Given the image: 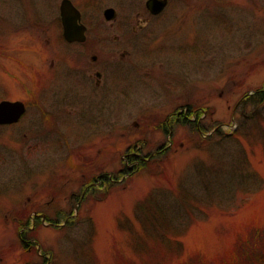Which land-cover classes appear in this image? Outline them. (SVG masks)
Returning a JSON list of instances; mask_svg holds the SVG:
<instances>
[{"label": "rangeland", "instance_id": "1", "mask_svg": "<svg viewBox=\"0 0 264 264\" xmlns=\"http://www.w3.org/2000/svg\"><path fill=\"white\" fill-rule=\"evenodd\" d=\"M131 1L98 0L94 8L126 14ZM183 1L151 20L153 36L133 50L142 79L117 72L101 98L83 100L93 118L64 122V105L49 107L64 81L46 74L59 53L46 44L59 0H0V100L28 104L17 125L0 126V264L163 263L157 233L165 224L153 235L137 205L147 198L172 217L166 236L174 231L182 246L168 264L195 252L224 256L238 233L264 232V94L261 102L255 96L264 84V0ZM42 73L53 83L39 84ZM35 101L58 112L57 131ZM187 104L205 111L203 134L189 124L157 129ZM169 140L166 153L124 172L129 146L143 143L146 155ZM100 175L111 179L70 199ZM21 222L32 230L28 248Z\"/></svg>", "mask_w": 264, "mask_h": 264}, {"label": "flooded vegetation", "instance_id": "2", "mask_svg": "<svg viewBox=\"0 0 264 264\" xmlns=\"http://www.w3.org/2000/svg\"><path fill=\"white\" fill-rule=\"evenodd\" d=\"M62 1L59 0L58 16L46 23V28L51 33V38L46 40V44L53 47L54 50H56L55 47L59 49V53L53 51L56 53H53V55L58 60V64L53 59L54 62L46 74L51 75V72H53V78H58V74H60V78L64 81V92L62 97H59V101L48 104L51 108L56 105L58 107L64 105V122L65 118L71 114L83 117V119H87L85 118V115H87L90 120L93 118V114H89L91 109L87 112L84 110L82 107L83 100L87 98L88 101H93V99L101 98L100 95H104V91L115 84L112 82L118 77L117 72L120 73L118 79L126 78L130 73L134 72L139 75L141 80L142 75L138 71V63H135L133 50L139 46H146L145 42L153 36L155 28L153 27L150 33L148 31L151 20L159 18L172 4V9L174 10L177 7L175 3L184 1L164 0L165 5L157 14H153L148 9V0H144L142 5L141 0L131 1L130 6L132 9L126 14H120L114 7L107 6L101 10L100 16L97 13L98 10L94 8L98 0H85V4H81L79 0H67L78 13V16L73 18V12L71 9L69 10L68 16H71L73 22L67 28V37L65 36V25L63 26L60 16V4ZM109 8L114 10V14H105V11ZM132 12H134L133 17H131ZM132 21L134 24H132ZM80 29L83 30V36L79 33ZM144 74H148V71H145ZM50 75L42 73L43 81H38L39 84L40 82L45 83V85L49 82V84L53 83L48 78ZM54 99H57V97ZM1 101H4V99ZM23 103L25 112L16 123L0 126L17 125L23 120L28 108V104L26 102ZM33 104L40 110L36 101ZM199 111L202 114H199ZM40 115L46 122V126L48 124L51 125L49 128L47 126L48 129L51 131L53 129L56 130L53 121L57 118L58 112L42 109L40 110ZM205 115V111L201 109L186 107L183 111L169 114L157 127L158 130L168 133L176 122L184 119L192 127L199 129L198 127L200 126L204 127L202 120ZM171 122H173V125L169 126V124H172ZM165 126L167 128L163 129ZM199 132L203 134V131ZM172 146L173 142L169 140V144H162L156 148L154 153L143 155L141 153L144 144L135 143L133 146H129L121 160L124 161L126 167L129 162L131 166L138 167L140 161H148L160 152L168 151ZM102 179L104 180L100 175L94 176L86 182L84 181L85 183L83 182L80 185L81 192L79 194L72 192L70 199H79V201L85 199L86 195L89 194L88 191L94 190L96 185L103 182Z\"/></svg>", "mask_w": 264, "mask_h": 264}, {"label": "trees", "instance_id": "3", "mask_svg": "<svg viewBox=\"0 0 264 264\" xmlns=\"http://www.w3.org/2000/svg\"><path fill=\"white\" fill-rule=\"evenodd\" d=\"M263 94H264V84L263 87L259 90H257L255 96H259V102L263 100ZM251 96L254 97V95H246L245 99H251ZM187 107L194 109L193 106L188 105ZM202 112L199 111V114ZM169 124V126L173 125ZM181 125H188L189 122L181 119L179 122H176V124ZM191 125V124H189ZM192 126V125H191ZM160 127V126H159ZM173 127V126H172ZM167 128V126L163 127V129ZM199 129H195L193 127V131L196 133H199V131L205 132L204 127H198ZM158 129V127H157ZM169 150V149H168ZM167 152V151H166ZM164 152H160L159 155H162ZM148 164L147 161H140L139 162V169L142 167H146ZM136 168V167H135ZM118 174V173H117ZM121 174V173H120ZM105 181H109L110 178H107V175H102ZM103 183V182H102ZM104 184V183H103ZM88 193H94L91 189L88 191ZM138 208L144 212L146 222L149 225V229L151 230V233L154 235V231L158 228H163L162 225L169 226L171 225L172 217L169 215L165 216L163 210L156 204L155 200H152L150 198H147L143 202H139ZM160 226V227H159ZM19 228L22 229V233L20 234V241L22 245L26 248L30 247L31 244H29L28 240H26V236L30 234L32 231L29 227V222H21L19 223ZM161 232H158V237L162 241L163 249L166 251V255L164 258L163 263L160 264H168L172 262V256L174 253H179L181 251V244L179 242H175L172 238V236L175 235V232L172 231L171 239L167 237L166 229H164ZM156 234V235H157ZM154 239V238H153ZM155 240V239H154ZM234 247L227 252L224 256L216 257V258H207L203 256L200 253L195 252L193 255L186 258L183 262H178V264H264V232H260L259 230H255L253 232L243 231L242 233H238L236 235Z\"/></svg>", "mask_w": 264, "mask_h": 264}, {"label": "water", "instance_id": "4", "mask_svg": "<svg viewBox=\"0 0 264 264\" xmlns=\"http://www.w3.org/2000/svg\"><path fill=\"white\" fill-rule=\"evenodd\" d=\"M165 5L164 0H148L147 1V7L148 9L153 13L157 14L159 13ZM72 10L73 12V18L78 16V13L76 10L73 9V7L68 3L67 0H63L60 4V16L63 21V26L65 25V36L67 37L68 30L67 28L71 25L72 18L69 15V10ZM106 15H112L114 14V10L109 8L105 11ZM80 35L83 36V30H79ZM69 39V38H68ZM25 112V105L21 101H1L0 102V125H7V124H13L16 123L20 117Z\"/></svg>", "mask_w": 264, "mask_h": 264}]
</instances>
